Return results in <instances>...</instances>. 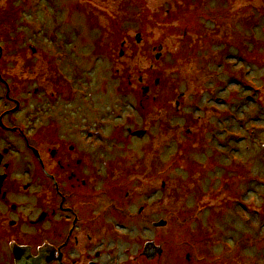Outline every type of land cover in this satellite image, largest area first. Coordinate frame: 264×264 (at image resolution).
<instances>
[{
    "label": "rangeland",
    "instance_id": "374dc122",
    "mask_svg": "<svg viewBox=\"0 0 264 264\" xmlns=\"http://www.w3.org/2000/svg\"><path fill=\"white\" fill-rule=\"evenodd\" d=\"M0 47L4 76L46 88L40 123L10 121L43 147L90 124L155 264H264V0H0Z\"/></svg>",
    "mask_w": 264,
    "mask_h": 264
},
{
    "label": "flooded vegetation",
    "instance_id": "af4514ba",
    "mask_svg": "<svg viewBox=\"0 0 264 264\" xmlns=\"http://www.w3.org/2000/svg\"><path fill=\"white\" fill-rule=\"evenodd\" d=\"M0 86L8 106L0 112V264H17L20 257L32 264H155L161 255L149 259L144 251L156 242L141 246L134 235L147 206L134 210L129 192L122 199L121 192L99 188L113 177L100 171L101 158L89 154L90 124L79 128L80 135L61 134L43 147L31 140L25 120H10L32 107L33 122L45 118V83L36 77L30 86L27 80L17 85L0 72ZM68 121L66 116L63 127ZM149 191L156 193L155 186ZM143 223L156 228L151 218L143 217Z\"/></svg>",
    "mask_w": 264,
    "mask_h": 264
},
{
    "label": "water",
    "instance_id": "95a60500",
    "mask_svg": "<svg viewBox=\"0 0 264 264\" xmlns=\"http://www.w3.org/2000/svg\"><path fill=\"white\" fill-rule=\"evenodd\" d=\"M137 41L139 42L140 41V34H137ZM159 50H161L162 49V46H159V48H158ZM159 55H160V53L159 54H157V56H156V58L158 59L159 58ZM149 90V88L148 87H144L143 88V91H144V93H146L147 91ZM130 133H131V135L132 136H135V137H138V138H142L144 135H145V131H130ZM166 221H164V220H161V221H159V222H156L155 224H154V226L156 227V228H158V227H163V226H165L166 225ZM144 254L149 258V259H152L153 257H155V256H159V255H161L162 254V249H161V247L160 246H156L155 245V243L154 242H148L147 244H146V246H145V251H144ZM35 262V261H34ZM17 264H32L31 263V260H29V259H27V261H26V258L24 259H22L21 260V257H20V259H18L17 258V262H16ZM37 263V262H36Z\"/></svg>",
    "mask_w": 264,
    "mask_h": 264
}]
</instances>
